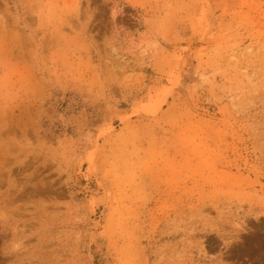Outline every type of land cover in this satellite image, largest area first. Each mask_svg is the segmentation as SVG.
<instances>
[{"label":"rangeland","instance_id":"rangeland-1","mask_svg":"<svg viewBox=\"0 0 264 264\" xmlns=\"http://www.w3.org/2000/svg\"><path fill=\"white\" fill-rule=\"evenodd\" d=\"M0 264H264V0H0Z\"/></svg>","mask_w":264,"mask_h":264}]
</instances>
